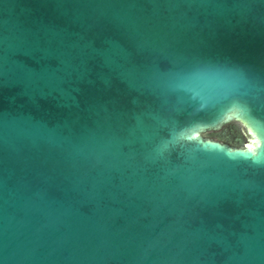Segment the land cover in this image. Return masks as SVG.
<instances>
[{
    "label": "water",
    "instance_id": "95a60500",
    "mask_svg": "<svg viewBox=\"0 0 264 264\" xmlns=\"http://www.w3.org/2000/svg\"><path fill=\"white\" fill-rule=\"evenodd\" d=\"M0 264H264V0H0Z\"/></svg>",
    "mask_w": 264,
    "mask_h": 264
}]
</instances>
